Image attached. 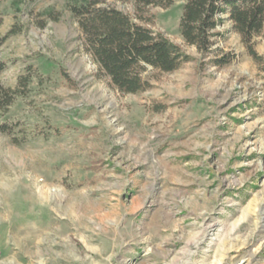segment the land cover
I'll return each instance as SVG.
<instances>
[{
    "label": "rangeland",
    "instance_id": "rangeland-1",
    "mask_svg": "<svg viewBox=\"0 0 264 264\" xmlns=\"http://www.w3.org/2000/svg\"><path fill=\"white\" fill-rule=\"evenodd\" d=\"M69 1L0 0V264H264V26L257 61L223 13L205 55L185 0H107L191 57L121 93Z\"/></svg>",
    "mask_w": 264,
    "mask_h": 264
},
{
    "label": "trees",
    "instance_id": "trees-1",
    "mask_svg": "<svg viewBox=\"0 0 264 264\" xmlns=\"http://www.w3.org/2000/svg\"><path fill=\"white\" fill-rule=\"evenodd\" d=\"M134 1L138 9H143L164 0ZM68 8L78 19L85 51L121 93L150 88L146 75L150 68L162 73L175 72L191 58L165 32L133 20L128 12L107 0H70ZM182 8L181 36L203 54L211 52L217 42L221 15L228 13L248 53L261 60L255 50V37L264 26V0H185ZM230 60L227 54L215 61L224 64ZM4 63L0 61V71ZM20 92V88L4 87L0 82V109L13 104Z\"/></svg>",
    "mask_w": 264,
    "mask_h": 264
}]
</instances>
